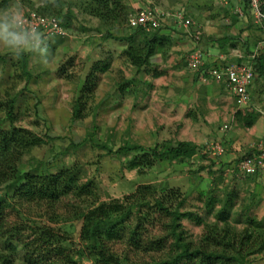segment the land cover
I'll use <instances>...</instances> for the list:
<instances>
[{
	"label": "trees",
	"instance_id": "1",
	"mask_svg": "<svg viewBox=\"0 0 264 264\" xmlns=\"http://www.w3.org/2000/svg\"><path fill=\"white\" fill-rule=\"evenodd\" d=\"M12 1L3 0L0 9L7 8ZM22 2L28 3L32 12L41 17L57 19L67 33L72 31L74 12L96 20L99 23L97 27L86 26L83 31H96L103 42L120 44L124 48L121 57L126 59L136 75L151 72L156 77L161 76L163 72L154 68L155 59L160 56L165 61L174 45L171 32L177 30L169 26H162L152 32L130 27L129 19L136 11L124 0H39L38 4L31 0ZM154 3L151 7H165V0H154ZM238 6L245 17H250L249 1L243 0L235 7L230 5L226 9V13L234 19L233 23L242 19L234 14ZM166 29L170 30L168 34ZM195 33L194 30V42L200 44L204 37L196 40ZM58 38V41H54ZM63 39L52 37L45 40L50 53L54 52L55 46L62 43ZM217 41V47L222 53L243 50L247 60L241 59L238 64L251 65L255 79L264 81V50L256 53L252 40L243 42L241 35H227ZM261 41L263 40L260 39ZM256 44L257 42L254 43ZM108 53L106 58L95 61L85 78L77 95L76 105L73 106V121H79L83 117V104L86 105L93 99L99 75L111 71L114 57ZM34 56L26 53L16 57L9 51L0 55V67L5 70L2 73L3 80L7 84L9 79L16 82L14 87L19 83L24 84L23 90L18 94H13L10 88L4 93L0 92V264H15L20 252L24 256V264H252L251 258L264 253V222L250 216L245 220L238 218L237 223H243L244 228L237 230L231 223L235 201L226 204L215 195L216 192L201 196L203 214L187 209V196L180 194L179 190L170 192L167 188L161 189L152 184L140 186L122 199L100 203L97 194L99 185L94 180L83 181L79 164L63 165L52 171L51 167L56 159L45 161L33 158L34 150L61 140L50 135L42 137L33 130L16 124L19 121L18 97L28 91V86L37 78L42 77L35 76L30 68ZM73 60L74 58L70 59L69 66H72ZM211 66L223 65L213 63ZM66 67L63 64L59 74L62 79L70 80ZM205 70L206 66L201 69ZM119 74L123 82L116 83L114 87L116 93L119 91L117 95L125 96L128 88L132 87L134 93L139 91L141 81L125 78L122 71ZM144 85L148 87L147 84ZM144 90L143 88L145 93ZM39 103L36 104L37 110ZM260 117L261 114L257 111L237 113V121L244 128H252ZM5 123L9 125L8 128H5ZM101 148L106 150V155L116 154L120 160L125 159L123 166L126 170L140 173L157 164L170 162L178 165L200 164V170L211 174L215 165L213 162L212 165L202 166L208 158L203 154L205 146L187 141H169L154 148L126 143L115 152L107 145H101ZM65 154L63 152L58 155L63 157ZM196 157L198 159L194 160ZM226 169L221 167L218 173L223 177ZM68 198L84 205L76 214L77 222L81 224L78 245L72 241L70 231L74 229L73 226H31L28 238H17L18 235L23 236L20 228L11 229L9 226L7 216L10 210L20 214V205H46L53 210ZM211 214L215 221L207 223ZM185 220L203 227V234L196 240L189 238L185 231L182 224ZM156 222L162 226L160 235L148 231ZM117 243L122 245L120 252L113 249Z\"/></svg>",
	"mask_w": 264,
	"mask_h": 264
},
{
	"label": "rangeland",
	"instance_id": "2",
	"mask_svg": "<svg viewBox=\"0 0 264 264\" xmlns=\"http://www.w3.org/2000/svg\"><path fill=\"white\" fill-rule=\"evenodd\" d=\"M2 1L0 0V3ZM31 1L35 4L39 2V0ZM124 1L134 9L133 7H137V1L139 0ZM242 1L165 0L163 9L157 6L153 7L171 15H176L177 12H183L184 15L188 13L187 16L190 15L194 22L193 29L200 28L204 31V29L206 30L207 20L215 21L219 23L220 28L215 35L210 37L219 39L227 35H241L243 41L252 40V44L257 42L253 46H258L260 39L264 40L263 25L257 24L250 17H248L249 19L244 18L245 21L233 23L234 19L226 13V9L230 5L235 7L236 4ZM140 2L147 4L148 7L155 4L154 0H140ZM14 3H18L23 12L32 11L28 3L22 2V0H13L9 5ZM145 7L143 6V8ZM74 16L72 33L68 32L69 36L64 38L62 43L55 46L49 63L45 65L38 57L34 56L32 58L31 70H33L35 76L42 77L37 78L35 82L28 86L29 90L24 91L18 97L19 121L16 123L17 126L33 130L42 137L50 135L61 138V140L50 146L34 150L32 157L45 161L56 159L51 167L52 171H56L63 165L79 164L84 176L83 181L94 180L99 185L97 194L100 203L122 199L126 194L134 192L140 186L152 184L159 186L161 189L167 188V191L170 192L171 190H179L180 194L187 196L186 208L200 214L204 213V204L200 199L203 194L210 195L216 192L215 195L222 198L226 204L235 201L231 223L239 231L244 228V224L237 223L238 218L245 220L247 216H250L264 222V187L255 189V180L243 184L239 181V184L236 185L234 181L228 182L230 176L222 177L217 172L216 165H213L212 170L213 173L217 174H210L209 171L200 170V164L196 163L178 165L167 162L157 164L150 170L148 168L144 169L142 173L136 170L128 171L123 166L125 159L120 160L116 154L106 155V150L101 148V145H107L115 152L126 143L154 148L169 142V139L178 140L177 137L173 138L172 136L174 131H168L170 127H157L156 121L160 120L163 115L159 113L148 115L145 107L139 105L140 99H134L132 90L134 87L128 88L125 96L117 95L119 91L116 93L114 87L116 83L123 82L119 71H122L127 79L136 78L140 82V77L132 71L133 68H130L126 63V59L121 57L124 48L120 44L103 42L96 31H83V28L98 26L94 23L95 20L92 21V19L77 12H74ZM173 20V17H170L165 26L174 24ZM210 37L204 35V40L201 42L202 46H207ZM56 40L58 41L59 38L54 41ZM98 46H105L102 47L104 49L103 54L101 53V47L100 51L96 52L95 49ZM114 50L121 51L116 54ZM6 52H8L6 49L0 48V55L6 54ZM108 52L115 54L111 71L103 75L98 74L100 80L92 95L93 99L89 100L86 105L83 104V117L79 121H73V106L76 105L77 95L84 84L85 78L90 73L95 61L106 58V53L109 56ZM72 58H74L73 63H71L72 66H69L68 62ZM63 64L67 65V75L70 80L60 77L59 70ZM3 71L5 70L0 67V92L4 93L10 88L13 94L20 93L24 88V84L19 83L14 87L16 82H12L11 79L7 84L3 80ZM263 84L264 81L262 80ZM257 87L260 88L258 85ZM143 88H145L144 84L139 87L138 92H143ZM150 90L152 95L158 93L156 89L152 90V86ZM164 91L166 92L165 89ZM164 91L160 90L159 92L163 93ZM254 100L257 101L258 105L260 103L264 111V90L262 93L258 92ZM37 102H40L37 105L38 110L36 108ZM153 110L158 109L154 106ZM4 126L5 128L9 127L7 123ZM63 152H66L65 156L58 155ZM204 162L207 165L213 164L210 158H207ZM82 208H84V205L80 201L72 200V198L63 200L53 210L47 208L46 205H20V214L10 210L7 220L11 229L17 227L23 233V236L18 235L17 238H28L31 226L47 225L53 228L73 226L74 229L70 231L72 241L78 245L81 224L77 222L76 214ZM236 213L239 214L236 215ZM214 221L211 214L207 219V223ZM182 224L189 238L193 240L203 234V227L196 225L193 221L185 220ZM148 231L151 234L160 235L162 234V226L156 222L155 226H150ZM118 243L113 249L120 252L123 248ZM251 263L264 264V253L251 258ZM15 264H24L22 252L18 254Z\"/></svg>",
	"mask_w": 264,
	"mask_h": 264
},
{
	"label": "crops",
	"instance_id": "3",
	"mask_svg": "<svg viewBox=\"0 0 264 264\" xmlns=\"http://www.w3.org/2000/svg\"><path fill=\"white\" fill-rule=\"evenodd\" d=\"M143 6L144 4L142 2L137 1V7L133 8L137 10L142 9ZM248 14L253 19L249 12ZM185 16L192 21L187 14ZM241 18L240 21H245L244 18L248 17ZM94 23L99 24L97 21ZM206 25V30L204 29V31L200 28H192V31L190 29L191 27L185 31L184 28L179 27L175 23L167 25L177 31L171 32L174 45L165 61H162L159 56L156 57L154 62V68L163 73L159 77H154L151 72H142L139 74L141 83L147 84L148 89L144 85L145 93L136 92L133 97L134 99H140L139 105L145 107L148 115L157 113L163 115L164 117L162 116L160 120L156 121L157 127H170L168 131H174L172 136L173 138L177 137L178 141L191 142L201 147L210 142H221L225 148V155L220 158L218 165L215 164L218 172L221 167L223 169H230L231 165H236L242 156L250 153L249 151L256 144L264 140V111L260 103L258 105L257 101L255 102L256 99L254 100L255 95L258 92L262 93L264 90V84L262 85V81L254 80L249 89L251 104L248 109L240 110L235 103L232 93L224 83L218 84L211 82L209 84H203L199 79L198 72L186 71V59L191 52L197 49L203 52L204 65L207 68L213 63L226 65L229 63H238L241 59L247 60L245 53L241 49L228 51L227 53L224 51L222 53L217 47L219 46L218 39L210 37L211 35H215L220 28L219 23L207 20ZM192 27H194V22ZM194 30L203 34V37L204 35L210 37L207 46H202V43L197 44L194 42L192 35ZM165 32L168 34L170 30L166 29ZM99 36L101 37V35ZM100 47L102 49L105 46H98L95 49L97 50L96 52L100 51ZM103 50L101 53H104ZM259 50H264V40L256 46L255 52L257 53ZM114 51L117 54L121 50ZM110 53L115 57L113 52ZM151 86L152 90L156 89L158 93L152 95L150 93ZM160 90L164 92H159ZM260 95L262 96V94ZM154 106L158 110H153ZM247 110L257 111L261 114V117L252 128H244L237 121V113ZM169 141L178 142L170 139ZM196 159L198 157L194 160ZM206 165L207 163H202V166ZM224 176H230L228 182L234 181L236 185L239 184V181L243 184L255 180V189L264 187V175L243 177L237 170H234L231 173H225Z\"/></svg>",
	"mask_w": 264,
	"mask_h": 264
},
{
	"label": "built area",
	"instance_id": "4",
	"mask_svg": "<svg viewBox=\"0 0 264 264\" xmlns=\"http://www.w3.org/2000/svg\"><path fill=\"white\" fill-rule=\"evenodd\" d=\"M248 12L257 24L264 25V0H248ZM176 15L165 13L156 7H148L138 9L129 19V26L132 28H141L145 32H152L158 28L165 26L170 17L173 22L188 30L193 26V22L188 19L183 12ZM25 19L34 24L41 32L43 38L48 40L52 37L66 38L69 34L61 27L60 22L55 18L41 17L36 12H24ZM235 15L244 17V13L240 7H236ZM196 40L202 36L200 32H196ZM220 65V64H218ZM204 54L201 50H194L186 59V70L189 72H198L199 79L203 84L224 83L228 90L232 93L237 107L240 110L248 109L251 104V96L249 89L255 80V72L251 65L238 63L224 64L223 66H211L205 71H201L204 67ZM252 155L245 154L240 161L226 169L225 173H231L237 170L243 177H251L255 175H264V140L256 144L251 151ZM203 154L210 158L215 164L220 163V158L225 155V148L219 141L210 142L205 145Z\"/></svg>",
	"mask_w": 264,
	"mask_h": 264
},
{
	"label": "clouds",
	"instance_id": "5",
	"mask_svg": "<svg viewBox=\"0 0 264 264\" xmlns=\"http://www.w3.org/2000/svg\"><path fill=\"white\" fill-rule=\"evenodd\" d=\"M0 48L16 57L26 53L34 54L45 65L52 55L41 32L25 19L18 3L0 10Z\"/></svg>",
	"mask_w": 264,
	"mask_h": 264
}]
</instances>
